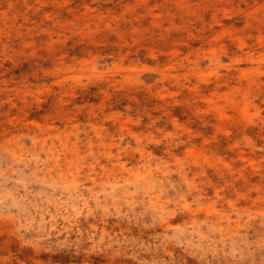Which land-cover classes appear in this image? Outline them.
Instances as JSON below:
<instances>
[{
  "label": "rangeland",
  "instance_id": "1",
  "mask_svg": "<svg viewBox=\"0 0 264 264\" xmlns=\"http://www.w3.org/2000/svg\"><path fill=\"white\" fill-rule=\"evenodd\" d=\"M0 264H264V0H0Z\"/></svg>",
  "mask_w": 264,
  "mask_h": 264
}]
</instances>
